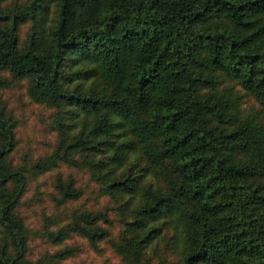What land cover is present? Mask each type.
<instances>
[{
    "label": "trees",
    "instance_id": "16d2710c",
    "mask_svg": "<svg viewBox=\"0 0 264 264\" xmlns=\"http://www.w3.org/2000/svg\"><path fill=\"white\" fill-rule=\"evenodd\" d=\"M8 1L0 0V74L27 77L39 101L72 106L79 129L60 158L86 151L101 185L131 211L112 253L140 264L164 239L175 259L160 264H264V163L255 158L264 153V136L229 111L213 75L237 78L264 105V23L257 17L264 0H30L16 10ZM51 6L47 39L35 34L20 46L19 24L45 20ZM15 144L0 104V264L30 263L16 212L27 168L7 158ZM143 147L153 159L171 160L181 179L172 193L147 179ZM55 163L47 158L34 167L44 172ZM55 187L67 201L83 193L73 175L56 178ZM181 199L189 202L186 214ZM106 216L74 214L73 231L101 251L113 236ZM65 236L51 234L54 243Z\"/></svg>",
    "mask_w": 264,
    "mask_h": 264
},
{
    "label": "rangeland",
    "instance_id": "374dc122",
    "mask_svg": "<svg viewBox=\"0 0 264 264\" xmlns=\"http://www.w3.org/2000/svg\"><path fill=\"white\" fill-rule=\"evenodd\" d=\"M29 1L9 0L8 4L10 9L16 10L27 5ZM54 16V7L51 6L45 20L26 18L21 22L17 29L19 45L29 43L35 34H39V40L44 36L47 39L42 28ZM257 17L259 22L264 23V14ZM215 21L224 24V20ZM213 75L217 80L214 91L228 99L229 111L237 120L251 122L264 136V105L237 78L221 71H214ZM28 80L27 77L15 76L9 70L0 74V104L14 125L16 137L15 148L7 158L11 164L27 168V182L16 212L26 231L28 264H127L124 259L123 263L112 253L110 246L112 240H117L127 227L124 222L131 216V211L123 207L121 201L115 202L112 194L101 185L96 168L84 161L86 151L70 149L71 161L67 160L69 155L60 158L61 147L79 129L72 125V122H77L70 114L72 106L39 101L29 93ZM100 87L109 88V84L102 81ZM153 141L151 138L148 144H153ZM148 153L147 150L144 152L143 147V163L149 166L147 179L152 180L158 190L172 193V186L181 179L173 169L171 160H156L148 156ZM246 156L248 155L242 154L240 158ZM47 158L55 160V165H51L47 171H38L34 164ZM255 158L264 163V153ZM69 175L74 176L83 193L79 199L67 201L57 191L55 180L58 177L65 180ZM179 203L186 214L189 202L181 199ZM83 210H103L105 216L111 220L109 224L113 236L108 244L103 245L101 251L92 248L84 237L73 231L72 216ZM57 230H61L66 236L62 241L54 243L51 234ZM163 241L164 239H159L147 249L140 264H160L163 259L174 260L175 257L167 252ZM65 246L73 248L72 253L68 257L60 258L55 252ZM107 258L111 260L107 261Z\"/></svg>",
    "mask_w": 264,
    "mask_h": 264
}]
</instances>
